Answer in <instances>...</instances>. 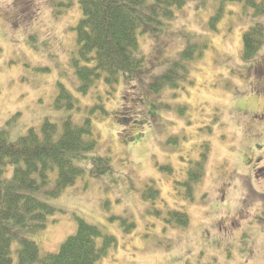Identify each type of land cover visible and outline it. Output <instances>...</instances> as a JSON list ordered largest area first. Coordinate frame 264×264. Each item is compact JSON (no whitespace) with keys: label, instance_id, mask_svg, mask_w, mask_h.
Returning a JSON list of instances; mask_svg holds the SVG:
<instances>
[{"label":"rangeland","instance_id":"rangeland-1","mask_svg":"<svg viewBox=\"0 0 264 264\" xmlns=\"http://www.w3.org/2000/svg\"><path fill=\"white\" fill-rule=\"evenodd\" d=\"M68 1L0 0V133L14 141L46 119L61 126L90 116L99 138L96 150L77 158L85 176L51 202L57 212L35 237L41 255L58 252L80 218L116 239L99 264H264V45L243 58V35L264 27V11L186 0L175 19L140 38L142 103L124 81L113 95L103 85L88 95L78 90L72 58L82 13ZM202 42L208 47L184 64L178 87L149 89L189 44ZM62 88L73 108L64 97L57 108ZM125 107L145 121L143 130L118 126ZM121 130L141 138L124 144ZM148 186L160 192L154 205L143 198ZM152 208L182 212L189 224H168Z\"/></svg>","mask_w":264,"mask_h":264},{"label":"trees","instance_id":"trees-1","mask_svg":"<svg viewBox=\"0 0 264 264\" xmlns=\"http://www.w3.org/2000/svg\"><path fill=\"white\" fill-rule=\"evenodd\" d=\"M73 1L69 0L67 6ZM76 1L82 13L74 28L77 47L72 58L79 81L78 90L88 95L91 90L103 85L108 95H113L116 87L124 81L126 87L135 88L142 95L137 98L141 101H137L145 103L141 69L147 61L141 49L140 38L149 31L157 32L160 27L165 26V22L175 19V12L186 5V0ZM228 2L241 3L245 8L255 10L257 15L264 11V0ZM219 16L221 13L215 19ZM263 29V26L257 25L244 33L245 60L260 55L264 45ZM207 47V42L189 44L179 54V62L149 84V89L158 93L166 86L178 87V72L186 70L187 73L184 64L196 58L198 49ZM63 97L69 100V107L73 108L75 99L70 94L63 93V88L57 108L63 107ZM117 119L121 129L133 125L141 131L146 126L144 120L131 114L126 107L118 113ZM120 138L122 143L130 144L139 140L141 135L129 137L121 130ZM98 140L90 116L82 124H75L68 118L61 126L46 119L40 129L32 128L25 136L14 141L9 139L6 130L1 131L0 264H99L106 257L108 248L116 243V239L104 235L101 227L80 218L77 219V232L63 242L58 252L41 255L40 247L35 241L36 235L47 228L49 219L57 212L51 202L60 198L67 188L74 186L85 176L84 168L77 163L78 156L96 150ZM200 163L201 161H196V167L199 168ZM9 169L12 174L7 176ZM197 172L194 169L188 172L187 185ZM202 174L203 172L200 177ZM146 189L143 198L151 200L154 205L160 192L152 186ZM154 213L165 214L168 224L174 221L183 227L189 224L188 215L182 212L155 210ZM125 223L124 221L123 226H126ZM99 237L104 240L102 247L97 245Z\"/></svg>","mask_w":264,"mask_h":264}]
</instances>
